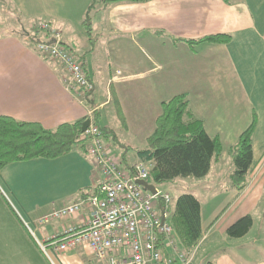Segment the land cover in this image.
Returning <instances> with one entry per match:
<instances>
[{
	"label": "crops",
	"instance_id": "0c3cea01",
	"mask_svg": "<svg viewBox=\"0 0 264 264\" xmlns=\"http://www.w3.org/2000/svg\"><path fill=\"white\" fill-rule=\"evenodd\" d=\"M6 2L0 0V117L54 130L87 120L90 112L95 123L100 114L106 120L104 110L112 106L127 132L141 134V145L117 142L129 154V161L113 150L116 143L105 144L124 168L138 161L135 150L143 148L153 133L162 103L175 96L184 95L205 132L219 139L222 150L215 165L228 160L238 137L254 124L253 161L244 189L239 192L231 183L233 170L220 171V180L228 181L219 185L223 204L211 209L199 202L202 238L198 244L187 251L175 237L177 249L190 253L196 249L190 264H264V211L258 220L253 218L264 197V0L111 4L89 21L83 46L76 43L74 32L62 31L68 21L46 12L49 21H44L60 34L62 44L94 85L87 98L69 92L64 69L34 50L28 29L37 31L35 24L26 27L28 20L23 22L19 16L28 1L16 0L18 14ZM34 5L26 15L44 9L43 0H34ZM12 13L19 25L14 24ZM211 36L229 39L222 44L205 41ZM108 132L112 131L107 127L104 139ZM101 180L85 142L83 148L78 146L55 159L6 165L0 171V201L4 194L16 213L33 225L36 238L28 241L36 248L37 241L88 220L90 211L84 206L70 218L38 223L52 211L97 195ZM9 203L8 210L19 219ZM247 215L253 220L248 233L237 239L228 237L227 229ZM163 253L175 259L170 249ZM51 256L54 264H106L84 247L62 254L52 251Z\"/></svg>",
	"mask_w": 264,
	"mask_h": 264
},
{
	"label": "built area",
	"instance_id": "2783aa9c",
	"mask_svg": "<svg viewBox=\"0 0 264 264\" xmlns=\"http://www.w3.org/2000/svg\"><path fill=\"white\" fill-rule=\"evenodd\" d=\"M34 27L37 38L39 33L44 35L34 42V50L64 69L69 92L78 98L90 96L94 85L83 66L62 44L60 34L45 21ZM91 115L92 112L83 136L86 153L102 176L98 194L52 211L38 223L70 218L84 206L90 211L89 218L82 226H67L59 234L37 241L39 249L52 264V251L62 254L79 247L88 249L96 260L106 264H190L196 249L191 253L177 249L176 235L167 221L168 194L160 195L156 190L152 195L136 183H149L150 164L137 161L129 168L122 167L106 148L104 133ZM167 248L175 259L165 257L163 251Z\"/></svg>",
	"mask_w": 264,
	"mask_h": 264
},
{
	"label": "trees",
	"instance_id": "16d2710c",
	"mask_svg": "<svg viewBox=\"0 0 264 264\" xmlns=\"http://www.w3.org/2000/svg\"><path fill=\"white\" fill-rule=\"evenodd\" d=\"M149 1L151 0H92L85 12L84 26H89L92 12L97 13L108 5ZM37 39V35H34L30 41L35 42ZM228 39L227 36H211L205 41L222 44ZM85 120L62 124L54 130H45L38 124L0 117V171L11 163L55 159L70 153L78 146L83 148L86 140L81 133V126ZM254 128V124H251L238 137L229 152L234 166L230 176L231 183L239 192L244 189L252 167L251 142ZM100 129L102 132L106 131ZM144 143V147L135 150V153L138 161L150 164V182L153 185L176 178L205 177L212 160L222 150L219 139L210 137L205 132L203 123L193 116L184 95L175 96L162 103L155 129ZM200 213V203L193 195L182 194L176 199L168 222L187 251L193 249L202 238ZM252 224L251 216H244L227 229V236L241 238L248 233Z\"/></svg>",
	"mask_w": 264,
	"mask_h": 264
},
{
	"label": "rangeland",
	"instance_id": "374dc122",
	"mask_svg": "<svg viewBox=\"0 0 264 264\" xmlns=\"http://www.w3.org/2000/svg\"><path fill=\"white\" fill-rule=\"evenodd\" d=\"M24 1H28L26 4L28 11L26 7L24 9L22 8L21 10L23 13H20L21 10L18 8L16 0H7L6 3L10 5L12 11L17 12V14L20 13L19 16L23 18V22L24 19L28 20L27 22H25L26 27H28V23L38 24L39 22H42L44 20L49 21L48 17L46 16V12H52L53 14L60 15V17L62 18L61 21H68V25L70 27L67 25V23L64 22L62 31H64L68 35L74 32L75 34L73 35H75L74 38L76 43H78V45H84L82 39H85L86 37L87 27L84 26V23L82 22L84 21V17L83 19H79L78 17H80L81 15L85 16V12L91 4L92 0H43L44 9L39 10V12H37V9H35L36 12H33V16L26 15L25 11L28 13L34 10V0ZM92 13L93 14H91L90 21L96 14L94 12ZM15 15L16 14L12 13L14 24L19 25L18 16ZM28 32L32 37L34 35L36 36V32L34 30H31L29 28ZM31 42L34 45V41ZM65 43L70 46V43L67 39H65ZM86 44L89 45V43ZM71 47L73 48L72 50L77 54L79 48L75 46L78 49L76 50L73 46ZM104 113H106L107 115L106 120H104V116L100 114L96 117V123L102 128L105 125L106 130L108 127L112 131L106 134L107 138L104 139L105 144L110 145V143H116L115 145L111 144L113 145V150L120 156L125 157L127 161H129V154L124 153L123 148L120 147L118 143H120L121 145L122 143H128L131 146L141 145V142H139L141 134L127 132L126 129L122 126L121 121L115 117L112 106L106 108L104 110ZM108 113H111L110 116L108 115ZM233 169L234 166L232 156L229 153L228 160L224 163H221L220 165H215V160L213 159L211 162L210 170L208 172L209 174H207L205 177L176 178L168 182L154 184L155 189L160 195L168 194L169 196L167 211L168 220L170 219L174 211L176 199L182 194L193 195L203 206L209 207L211 209L214 207L218 208V205L220 206V204H223V201H221L222 198H219L218 195L219 185L228 183L227 180H220L218 173L222 171L227 174L229 170L231 171ZM149 183L152 184L151 182ZM2 195L5 198L4 194ZM4 198L2 199L4 203L0 201V260H2L0 261V264H52L51 260H49L46 255L42 253L38 246V248H35L33 245H30L31 242L28 241L30 240V238H32V240L36 238L33 232V225L30 224V222L26 218L24 219L23 217L19 216V214L16 213V210L9 203V201H6ZM7 203L10 204L11 208L16 213L19 219L16 220L11 214L10 209L8 210V208L10 207ZM263 211L264 197L260 203L259 208L254 213L253 218L255 220H258L260 218V215L263 214ZM18 222L20 224V227L18 225ZM23 230L25 233H23ZM201 253L202 249L198 253V256H200Z\"/></svg>",
	"mask_w": 264,
	"mask_h": 264
},
{
	"label": "water",
	"instance_id": "95a60500",
	"mask_svg": "<svg viewBox=\"0 0 264 264\" xmlns=\"http://www.w3.org/2000/svg\"><path fill=\"white\" fill-rule=\"evenodd\" d=\"M89 125H90V119H87L82 123V126H81V133L82 134L86 131V129L89 127ZM136 183H137V185L142 187L144 191H148L152 195L156 194V189H155L153 184H150V183H147L144 181H138ZM162 223H164V219H162Z\"/></svg>",
	"mask_w": 264,
	"mask_h": 264
}]
</instances>
